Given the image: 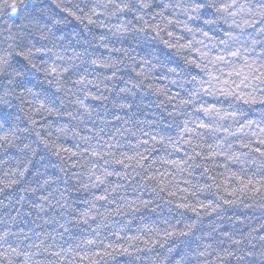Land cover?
<instances>
[{
	"label": "clouds",
	"instance_id": "9594fccd",
	"mask_svg": "<svg viewBox=\"0 0 264 264\" xmlns=\"http://www.w3.org/2000/svg\"><path fill=\"white\" fill-rule=\"evenodd\" d=\"M0 264H264V0H0Z\"/></svg>",
	"mask_w": 264,
	"mask_h": 264
},
{
	"label": "trees",
	"instance_id": "16d2710c",
	"mask_svg": "<svg viewBox=\"0 0 264 264\" xmlns=\"http://www.w3.org/2000/svg\"><path fill=\"white\" fill-rule=\"evenodd\" d=\"M201 211H203V209H200ZM190 215H194V213H191Z\"/></svg>",
	"mask_w": 264,
	"mask_h": 264
}]
</instances>
